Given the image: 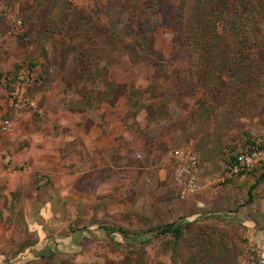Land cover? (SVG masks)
Masks as SVG:
<instances>
[{"label": "rangeland", "instance_id": "374dc122", "mask_svg": "<svg viewBox=\"0 0 264 264\" xmlns=\"http://www.w3.org/2000/svg\"><path fill=\"white\" fill-rule=\"evenodd\" d=\"M257 141L264 0H0V264H264V169L181 199L169 155L219 177Z\"/></svg>", "mask_w": 264, "mask_h": 264}, {"label": "built area", "instance_id": "2783aa9c", "mask_svg": "<svg viewBox=\"0 0 264 264\" xmlns=\"http://www.w3.org/2000/svg\"><path fill=\"white\" fill-rule=\"evenodd\" d=\"M30 83L31 77L25 73H20L15 85L17 87L20 84ZM19 87L13 93V104L15 106L26 105L40 111L37 108V102L27 96ZM8 126L9 120L4 119L1 128L5 130ZM169 155L175 162L172 179L174 185L177 187V194L181 199H186L189 195L197 194L215 185L224 184L227 180L235 176H243L263 168L264 142L250 143L244 149L238 151L233 159L226 163L221 176L205 179H200V163L195 152L188 149H173L169 152Z\"/></svg>", "mask_w": 264, "mask_h": 264}, {"label": "trees", "instance_id": "16d2710c", "mask_svg": "<svg viewBox=\"0 0 264 264\" xmlns=\"http://www.w3.org/2000/svg\"><path fill=\"white\" fill-rule=\"evenodd\" d=\"M211 9L214 10V12H216L215 5ZM216 9H218V7H216ZM208 15L212 16V13L207 9V6H204V8H199L197 10V14L193 15V19L190 21V23L187 24V26L180 28V31L184 33V31L187 30L188 33L190 34L189 37L193 39V43L196 45V47H200V49H202L203 52L207 51L210 53L213 49L217 48V44H215V42L218 41V39L221 37V27L222 26H220V24H218L217 21L214 22V20H212V18H209ZM214 15L216 16V20H217L219 15L220 17L222 15L221 10H218L216 13H214ZM20 73L22 72H19L14 77L13 79L14 85L16 84L17 77ZM12 98H13V94H12ZM257 142H264V141H257ZM234 155L230 156L227 162L232 160ZM263 169H264V166H263ZM262 176H264V170L262 172ZM235 177H238V176H235ZM104 228L111 229L106 226ZM179 231H180L179 228L175 229V232L178 233Z\"/></svg>", "mask_w": 264, "mask_h": 264}]
</instances>
